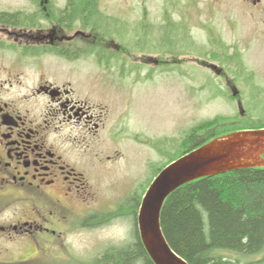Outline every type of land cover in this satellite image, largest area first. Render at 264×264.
<instances>
[{"label":"flooded vegetation","instance_id":"obj_1","mask_svg":"<svg viewBox=\"0 0 264 264\" xmlns=\"http://www.w3.org/2000/svg\"><path fill=\"white\" fill-rule=\"evenodd\" d=\"M127 2L110 9L105 0H87L95 15L87 21L74 0H27L0 10V264H111L98 257L66 258V234L122 211L130 215L120 208L131 200L137 213L139 199L129 187L111 201L100 197L99 186L110 183L111 167L124 158L128 139L147 143L128 125L132 87L146 84L149 73L194 81L190 70L181 71L186 67L178 66L175 52L196 56L205 42L212 44L222 65L203 61L200 67L223 79L225 98L240 105L244 99L264 102L259 76L239 57L238 44L223 38V15L214 18L225 9L230 26L249 19L253 36L264 41V0H160V22L146 5L133 20L136 7ZM79 8L82 13L73 12ZM170 10L173 21L166 16ZM131 21L144 26L142 34L150 29L154 35L161 26L166 33L155 36L152 49L132 55L108 28ZM98 25H106L108 35ZM196 31L203 39L194 37ZM132 59L141 64L130 65ZM79 62L89 68H78Z\"/></svg>","mask_w":264,"mask_h":264},{"label":"rangeland","instance_id":"obj_2","mask_svg":"<svg viewBox=\"0 0 264 264\" xmlns=\"http://www.w3.org/2000/svg\"><path fill=\"white\" fill-rule=\"evenodd\" d=\"M52 1L61 2L62 0ZM105 1L106 8L108 5L110 9L115 8L116 3L119 2V0ZM143 1L145 2L143 3L142 0H128L127 3L136 7L135 12H132L131 15L133 20L135 17L134 14H136L137 18L138 16H142L141 8L146 5L148 14L150 13L155 17L157 15L160 22V15L157 13L158 9H155L158 7L156 3L160 0ZM26 2L27 0H0V10L10 9L8 11H11L21 7ZM109 12H116V10ZM216 12L217 14H215L216 17L214 16V18L218 19V21H220L223 15V21H221L223 26L219 25L223 32V38L228 43L233 42L238 44L237 50L239 51V57L243 59V62L249 69H254V73L259 76L258 82L264 85V41L253 36L252 22L249 19L243 20L237 18L238 25L233 27V25L230 26L227 23L226 19L224 20V16L228 13L227 10L223 9V13L219 10ZM236 12L238 11H234L233 15H236ZM94 16L93 10H87L82 15L83 18H86V21L89 18L92 19ZM166 16L167 19L173 21L175 11L170 10ZM131 24H109L108 28L114 33L117 42H121L128 48H132L131 54L135 56H141V50H149L155 47L157 43L156 37L160 38L159 33H166L165 27L161 26L160 28L157 27L158 30L156 28L154 29V35L151 34L149 28L146 34H142L143 25L141 26V24H136L133 21H131ZM150 24L153 25L154 22ZM98 28L100 34L108 35V32L105 30L107 28L106 25H100V27L98 25ZM196 32L194 37L199 40L203 39V35L199 31ZM143 33L145 32L143 31ZM170 33L173 38L171 30ZM245 36H250V38L245 40ZM252 37H256V40L252 39ZM187 42L183 41V46L186 47ZM209 47H213V50L207 51ZM124 49L126 50L127 48L124 47ZM128 50L126 51L129 52ZM194 52L196 51L194 50ZM174 54L179 58L180 63L178 66L186 67L185 69L181 68V71L190 70L191 76L195 79L193 81L186 76L175 75L177 76L176 79L174 74L170 73H165L162 77L161 75H157V73H149L146 84L132 87V95L129 101L130 113L128 115V125L137 133L141 135L146 134L149 141L154 142L160 148L153 147L155 144L152 142H148V145H145L138 143L135 138L128 139L125 142L127 152L124 158L114 163L111 167L112 171L111 175H109L110 183H101L99 186V195L102 199L116 201L121 191L126 189L125 186L129 185L130 188L132 187V192L138 195L140 192L139 183L145 181L142 187L143 190L150 180L152 175L150 166L163 164L180 152L186 140V133L192 128L200 123L205 125L208 120L215 119L216 121V118L224 119V121H227L224 123H229L233 121L234 114L238 112L236 101L227 99L224 96L223 79L215 73H211L210 70L196 68L203 61L222 65V58L212 44L205 42V50L197 53L196 56L192 53L179 51ZM166 58L168 59L169 57ZM228 58L231 59L233 56ZM227 63L233 65L228 61ZM140 64L136 63L134 59L130 62V65L133 66ZM76 65L78 68H89V65L83 64L82 62ZM188 66H195V68L189 69ZM247 89H249L248 84L244 83V94H246ZM112 91L113 89L106 90L105 95L110 96ZM93 92L96 93L97 91ZM121 105L117 107H121ZM243 107L247 114L244 115L243 119L239 118L238 115L236 116V120H238L237 125H241L240 123L244 124L264 120V102L262 104H251L249 100L244 99ZM217 124V122L208 125L206 123L207 126L201 130H208ZM195 132L200 133L201 131ZM135 183L138 186L134 185ZM118 205L120 206L121 203ZM135 228L137 230L136 214L134 216L131 214L128 215L125 212L123 213V211L120 217L115 214L110 217L107 216L106 218L98 219V222L93 227L81 228L78 226V228L66 234V243L68 244L70 255L66 253L64 256L85 259L95 253L98 259H102V253L110 252V255L115 251L114 249H121L134 242V239L138 236ZM221 254L224 259L227 257L228 259H232L235 262L233 264H264V249L262 252L252 255L235 254L229 251H222ZM101 263L106 264L102 260Z\"/></svg>","mask_w":264,"mask_h":264},{"label":"trees","instance_id":"obj_3","mask_svg":"<svg viewBox=\"0 0 264 264\" xmlns=\"http://www.w3.org/2000/svg\"><path fill=\"white\" fill-rule=\"evenodd\" d=\"M86 1L74 0L78 6L84 7L82 10L84 13L93 10L86 5ZM75 11L82 13L80 8L73 10ZM213 122L218 124L208 130H201ZM224 122L227 121L216 118V121L215 119L206 121L207 125L205 122V125L202 123L196 125L186 133L181 151L170 160L229 131L264 127V120L240 123L241 125H237L235 121ZM162 166L152 167L150 179ZM136 207L137 201L134 200L122 205V208L131 211L133 216ZM160 226L171 249L187 264L235 263L228 257L224 259L222 251L243 255L262 252L264 167L232 170L179 186L167 196L162 205ZM114 250L110 255V252L103 253L102 259L105 261L108 259L111 264H153L138 236L128 246Z\"/></svg>","mask_w":264,"mask_h":264},{"label":"water","instance_id":"obj_4","mask_svg":"<svg viewBox=\"0 0 264 264\" xmlns=\"http://www.w3.org/2000/svg\"><path fill=\"white\" fill-rule=\"evenodd\" d=\"M264 128L233 131L202 143L173 160L153 178L137 213V229L153 264H187L167 243L160 226L166 197L192 180L227 171L264 167Z\"/></svg>","mask_w":264,"mask_h":264},{"label":"bare ground","instance_id":"obj_5","mask_svg":"<svg viewBox=\"0 0 264 264\" xmlns=\"http://www.w3.org/2000/svg\"><path fill=\"white\" fill-rule=\"evenodd\" d=\"M92 5V4H91Z\"/></svg>","mask_w":264,"mask_h":264}]
</instances>
